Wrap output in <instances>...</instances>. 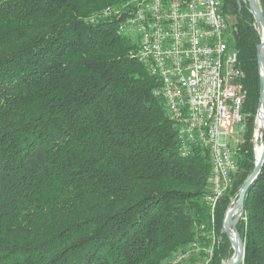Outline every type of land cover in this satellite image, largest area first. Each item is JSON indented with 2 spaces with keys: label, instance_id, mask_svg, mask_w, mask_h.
Masks as SVG:
<instances>
[{
  "label": "trees",
  "instance_id": "trees-1",
  "mask_svg": "<svg viewBox=\"0 0 264 264\" xmlns=\"http://www.w3.org/2000/svg\"><path fill=\"white\" fill-rule=\"evenodd\" d=\"M128 1L0 0V264H173L201 241L203 225L221 240L211 264L232 257L223 224L239 176L256 166L254 121L213 221L208 156L198 148L182 156L158 83L130 58L134 46L116 19L103 16ZM238 21L234 44L254 117L262 35L248 5ZM237 229L242 264H264V165Z\"/></svg>",
  "mask_w": 264,
  "mask_h": 264
},
{
  "label": "built area",
  "instance_id": "built-area-1",
  "mask_svg": "<svg viewBox=\"0 0 264 264\" xmlns=\"http://www.w3.org/2000/svg\"><path fill=\"white\" fill-rule=\"evenodd\" d=\"M226 1L130 0L126 7L103 12L106 18L124 14L118 32H125L129 38L141 36V44L129 56L141 61L158 83L154 93L167 104L169 120L178 125L177 138L186 157L193 153L189 142H196L203 155L212 154L211 187L204 201L213 221L219 202L233 189L238 149L252 119L254 144L262 140V149L264 146V130H258L264 107L259 105L254 117L245 109L244 73L234 44L236 27L230 24ZM233 1L237 5L230 6L238 19L248 0ZM256 2L264 14V0ZM254 27L263 38L260 25L255 22ZM201 232V241L180 251L173 264L184 263L192 256L199 259L197 264H211L215 250L208 251L205 244H215L218 236L214 227L203 225Z\"/></svg>",
  "mask_w": 264,
  "mask_h": 264
},
{
  "label": "water",
  "instance_id": "water-1",
  "mask_svg": "<svg viewBox=\"0 0 264 264\" xmlns=\"http://www.w3.org/2000/svg\"><path fill=\"white\" fill-rule=\"evenodd\" d=\"M248 5L250 12L253 14L255 22L260 25L263 34L262 42L258 46L257 53H258V62L261 73V81H260L261 98L259 105L260 107L262 106L264 107V14L262 12L260 5L256 2V0H248ZM228 9L230 12V16H229L230 24L234 27H237L239 25V21L235 16V9L233 6H229ZM251 121L254 120L252 119ZM263 165H264V146L259 161H256V166L253 173L249 176L247 173H242L239 176L238 178L239 181L243 182L244 185L239 192L238 199L235 200V207H232V205H230L227 214L225 215L224 233L229 238L230 244L234 251V255L229 261H227L224 264H242L244 261L245 243L237 229V226L241 216L245 212V199L247 193L250 187L253 185V183L260 175ZM232 234L235 237L234 239L231 237Z\"/></svg>",
  "mask_w": 264,
  "mask_h": 264
},
{
  "label": "bare ground",
  "instance_id": "bare-ground-1",
  "mask_svg": "<svg viewBox=\"0 0 264 264\" xmlns=\"http://www.w3.org/2000/svg\"><path fill=\"white\" fill-rule=\"evenodd\" d=\"M126 3V2H125ZM119 7H117V8H120V6L121 7H126V4H123V5H121V4H119L118 5ZM109 7V6H108ZM111 7V6H110ZM111 8H114V7H111ZM110 17H113V21L112 22H114V19H116L115 21H116V25L117 26H119L120 25V22H122V21H124V14H113L112 16H109V18ZM103 19V18H102ZM104 20H107V19H105L104 18ZM109 20H112V19H109ZM109 22H111V21H109ZM121 35H124V36H126V37H128L127 36V34L125 33V32H119ZM129 38V37H128ZM129 39H131L132 41H133V44L134 45H132V46H136V45H138V44H141V36H133L132 38H129ZM133 49V48H132ZM140 63H142L141 61H139ZM154 95L157 97V98H159V94L158 93H154ZM163 104H164V107H165V109H166V112H167V104L165 103V101H163ZM173 125H174V127H175V129H176V132H177V134H179V127H178V125L177 124H174L173 123ZM258 130H264V112L261 114V116H260V118H259V121H258ZM257 139L259 140V135L257 136ZM262 141V140H261ZM197 148V143L196 142H189V150H194V149H196ZM181 154H182V156H184V157H186V155L184 154V152H183V148L181 147ZM261 154H262V145H258L257 147H256V156H257V159H256V161H259V158L261 157ZM204 155H207L208 156V158H209V160H210V162H212V154H204ZM211 179H212V176H211ZM211 187V182H210V185H209V188ZM208 188V189H209ZM231 237L234 239L235 237H234V235L232 234L231 235ZM186 260L187 259H185V262H186ZM173 262V261H172Z\"/></svg>",
  "mask_w": 264,
  "mask_h": 264
},
{
  "label": "rangeland",
  "instance_id": "rangeland-1",
  "mask_svg": "<svg viewBox=\"0 0 264 264\" xmlns=\"http://www.w3.org/2000/svg\"><path fill=\"white\" fill-rule=\"evenodd\" d=\"M243 2H244V0H242ZM131 40V39H130ZM131 42H132V44H133V41L131 40ZM134 45V44H133ZM134 48H135V46H134ZM257 144L258 145H261L262 144V141L260 140L259 142H255V146H257ZM256 148V147H255ZM231 205V204H230ZM232 207H235V205H232ZM228 209H229V207H228ZM228 211V210H227ZM226 214H227V212H226ZM244 215V214H243ZM243 215L241 216V218L243 217ZM241 218H240V220H241ZM225 220V219H224ZM240 222V221H239ZM223 233H224V224H223ZM225 234V233H224ZM226 235V234H225ZM226 237H227V235H226ZM228 238V237H227ZM228 240H229V238H228ZM230 242V241H229ZM220 243H221V240H220V238L218 239V237H217V239H216V242H215V244H213V242H211V243H208V244H205V247L208 249V251H211L212 249H213V247H214V249L213 250H217V249H219V247H220ZM231 248H232V246H231ZM215 251H213L212 252V254H213V258H214V255H215ZM233 255H234V252H233V254H232V257H233ZM231 257V258H232ZM230 258V259H231ZM230 259H228V260H225L222 264H224V263H226L227 261H229Z\"/></svg>",
  "mask_w": 264,
  "mask_h": 264
}]
</instances>
